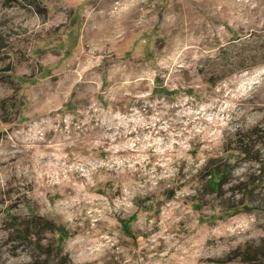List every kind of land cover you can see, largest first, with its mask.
I'll return each instance as SVG.
<instances>
[{
	"label": "rangeland",
	"instance_id": "1",
	"mask_svg": "<svg viewBox=\"0 0 264 264\" xmlns=\"http://www.w3.org/2000/svg\"><path fill=\"white\" fill-rule=\"evenodd\" d=\"M0 264H264V0H0Z\"/></svg>",
	"mask_w": 264,
	"mask_h": 264
},
{
	"label": "trees",
	"instance_id": "2",
	"mask_svg": "<svg viewBox=\"0 0 264 264\" xmlns=\"http://www.w3.org/2000/svg\"><path fill=\"white\" fill-rule=\"evenodd\" d=\"M8 2H11L12 0H7Z\"/></svg>",
	"mask_w": 264,
	"mask_h": 264
}]
</instances>
